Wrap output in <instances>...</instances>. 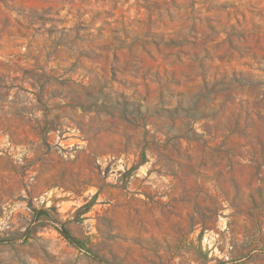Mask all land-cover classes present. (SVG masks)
<instances>
[{"label":"rangeland","instance_id":"obj_1","mask_svg":"<svg viewBox=\"0 0 264 264\" xmlns=\"http://www.w3.org/2000/svg\"><path fill=\"white\" fill-rule=\"evenodd\" d=\"M0 264H264V0H0Z\"/></svg>","mask_w":264,"mask_h":264}]
</instances>
